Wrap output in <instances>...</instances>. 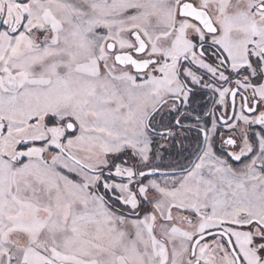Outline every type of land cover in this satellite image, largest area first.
Here are the masks:
<instances>
[{"label":"snow or ice","instance_id":"6c2138e0","mask_svg":"<svg viewBox=\"0 0 264 264\" xmlns=\"http://www.w3.org/2000/svg\"><path fill=\"white\" fill-rule=\"evenodd\" d=\"M0 264H264V0H0Z\"/></svg>","mask_w":264,"mask_h":264}]
</instances>
